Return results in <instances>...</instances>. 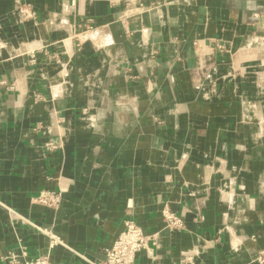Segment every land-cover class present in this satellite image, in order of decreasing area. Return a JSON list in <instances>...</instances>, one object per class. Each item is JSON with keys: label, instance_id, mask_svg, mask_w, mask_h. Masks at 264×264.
<instances>
[{"label": "crops", "instance_id": "0c3cea01", "mask_svg": "<svg viewBox=\"0 0 264 264\" xmlns=\"http://www.w3.org/2000/svg\"><path fill=\"white\" fill-rule=\"evenodd\" d=\"M69 1L0 0V264H264V0Z\"/></svg>", "mask_w": 264, "mask_h": 264}, {"label": "built area", "instance_id": "2783aa9c", "mask_svg": "<svg viewBox=\"0 0 264 264\" xmlns=\"http://www.w3.org/2000/svg\"><path fill=\"white\" fill-rule=\"evenodd\" d=\"M77 0H70L69 4L74 5ZM19 4L18 1H16ZM19 17L22 20L30 19L34 17L35 12L27 4L25 7L18 9ZM221 48V45H218ZM44 146L48 149H54L57 144L48 140L44 143ZM35 201L43 205L56 207L60 202V193L58 191L43 190L36 196ZM164 220L166 226L169 228H179L182 225V220L171 212H164ZM40 229V228H39ZM44 231L45 229H41ZM49 238V246L55 243H60V239L57 235H54L50 231H44ZM152 237L146 236L142 233L139 225L135 223L132 218H125L122 221V227L115 235L111 244L105 248V257L101 261H89L90 264H133L135 253L146 247L148 241ZM25 252L22 250L20 256L24 257ZM12 252L1 255V259L6 264H65V263H53L49 260L48 255H40L35 258H22L20 259ZM253 260L257 263H264V248L259 250Z\"/></svg>", "mask_w": 264, "mask_h": 264}]
</instances>
